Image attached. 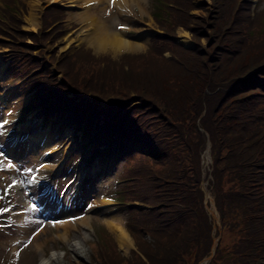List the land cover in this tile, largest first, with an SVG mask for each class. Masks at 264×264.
Returning a JSON list of instances; mask_svg holds the SVG:
<instances>
[{"label": "rangeland", "instance_id": "374dc122", "mask_svg": "<svg viewBox=\"0 0 264 264\" xmlns=\"http://www.w3.org/2000/svg\"><path fill=\"white\" fill-rule=\"evenodd\" d=\"M193 3L196 6H199V10L192 12L191 19L186 25V34L198 43L197 50L194 51V54H186L182 55V62H184L185 66L188 69H192L195 66L194 75L191 77L190 73L186 71L184 66H180L179 64L168 69L167 71H157L148 76L143 77L142 79L135 82L131 89H124L118 93H115L111 96L112 99L117 101H124L125 99L130 98L131 96H137L134 103L137 106L147 113V117L149 118V123H158L161 116V101L160 98L169 96L173 100L172 112L174 114L173 118L180 122H183L188 115L191 106L192 108L195 106H199V100L195 101V98L198 95H201L200 87H202L203 81H206L210 77H217L220 74L230 75V79H235L237 77H242L246 75L252 69L262 65L264 63V50H259L250 53L247 56L241 57L236 60H229L225 54H220V50L218 49L216 41L213 39V33L211 26V18L209 21H203V18L208 15L210 10V0H193ZM191 24V26H190ZM180 32V31H179ZM89 38V37H87ZM86 38V39H87ZM182 44V43H181ZM95 49V48H94ZM38 49L34 48L33 51L36 52ZM48 50V49H47ZM98 53L97 51H95ZM212 57V58H211ZM231 67H234V71L231 73ZM261 76V75H259ZM135 79V78H134ZM201 80V83L198 85L196 82ZM12 83L11 85H6L2 83L0 79V89L9 90L10 87H14V89H18V94L23 90V88H19V84ZM208 88L209 84L205 83ZM12 90V89H11ZM185 99L184 102L182 100ZM24 98H17V105L23 102ZM109 100H104V104H108ZM112 102V101H111ZM182 102V103H181ZM0 107L2 105L0 104ZM4 109L2 108V112ZM170 111V110H169ZM140 111L136 110L132 113L135 119H141L138 117ZM208 121V120H207ZM190 125V122L188 123ZM10 132L8 138L14 134L13 127H10ZM182 128H176V130H181ZM41 132L44 130L43 128L39 129ZM185 130V129H184ZM186 131V130H185ZM28 133L27 131H23V134ZM6 136L0 135V146H3L6 142ZM44 139L39 136L34 138V142H22L19 141L18 144L22 145L26 148V154L22 157L16 156L18 159L16 163L19 164V167L16 168L17 174L19 175L18 179L20 183H23L24 178L22 177V173L24 171L22 168H25L27 172L33 173L34 163L38 160H34L39 154L45 149L44 147ZM194 141L192 143L187 142V146H193ZM58 147L61 149L62 153H66L69 151V146L71 144V140L68 136L63 137V141L57 142ZM22 147V148H23ZM33 152L31 153V151ZM30 153V154H29ZM36 154V157H34ZM33 158V159H32ZM61 158V156H60ZM76 158V157H73ZM47 161V160H46ZM52 163L50 166H54L56 162L55 156L51 159ZM44 162V161H43ZM75 166V164L73 165ZM78 172L80 174H89L94 173L97 181L95 183V192L90 194V196H84L85 199H91L94 196H99L102 193L109 191L112 189L113 182L115 180L117 171L119 169L120 163L118 162L115 165H111L115 170L111 173H107L106 170L103 172V167L100 165H90L85 168L84 165L78 163ZM50 170V169H49ZM49 170L47 172H49ZM4 177H9L7 173L4 174ZM29 179V178H28ZM88 181V178L85 179V182ZM91 184V183H89ZM33 186H36L34 183ZM30 186V187H31ZM256 193H264L262 189L261 183H256V187L251 188V192L254 191ZM20 194V198L18 200V215L13 218L15 221H19L25 217L30 208V200L32 198L31 194H29L27 189L22 191H17ZM88 215H93L92 212H89ZM99 218H107L108 214L105 212H101L98 214ZM174 222L173 226H178L181 228L188 222H196L201 226L200 217L197 213H183V214H173ZM73 229L77 228L79 230L80 226L78 223H73ZM6 230H8L7 226H5ZM252 229V225H251ZM229 232L225 231L220 240V249L217 250L215 254V258L210 264H244L245 260L249 261V264H264V214L259 216L257 215V243L256 246L253 244H244L241 239L237 245L232 247L230 244L226 243V237ZM241 233V232H240ZM187 236V234H185ZM184 234H180V238L185 236ZM54 231L49 230L47 234L38 239L36 243L39 247H54L56 249L60 248L61 242L54 238ZM162 236L169 237V234L162 233ZM12 236L5 235L3 236L0 233V239L2 238H11ZM117 244V242H116ZM152 242L147 244L144 249L151 250ZM170 245V244H169ZM166 246L167 249L173 248L174 245ZM80 247V245H78ZM118 246V244H117ZM35 246L29 248V250L34 251ZM36 250V249H35ZM17 264H20L18 261ZM68 264H75V262H70ZM78 264H81L79 261Z\"/></svg>", "mask_w": 264, "mask_h": 264}, {"label": "bare ground", "instance_id": "6f19581e", "mask_svg": "<svg viewBox=\"0 0 264 264\" xmlns=\"http://www.w3.org/2000/svg\"><path fill=\"white\" fill-rule=\"evenodd\" d=\"M104 2L108 3V0H104ZM120 4L121 0H118L116 6H119ZM82 20L87 23L90 22V20L86 17H82ZM178 35L183 38L181 42L182 44L188 43L185 33L179 32ZM86 43L89 46L95 48L97 52L109 50L110 52L115 53L122 51L123 48L124 50H134L142 47L138 40L131 41L130 39H122L121 34L119 32L107 31L101 27H97L95 34L87 38ZM106 225V228L115 237L118 247L124 249V253H126L129 244L127 245V247L125 245L129 242L126 239V235L121 225L119 223H111L110 221H107ZM72 244L76 247H79L78 245H80V243L77 242H74ZM49 262H51L52 264H61L60 260H55L52 255L49 257L48 260L46 258L41 257L39 264H49Z\"/></svg>", "mask_w": 264, "mask_h": 264}, {"label": "trees", "instance_id": "16d2710c", "mask_svg": "<svg viewBox=\"0 0 264 264\" xmlns=\"http://www.w3.org/2000/svg\"><path fill=\"white\" fill-rule=\"evenodd\" d=\"M212 28V30L214 31L213 33V39L214 41H216L217 45L220 47V54H225L227 52V49H225L223 47V42H222V38H221V31L218 30L215 25H211L210 26ZM226 44V42H225ZM189 73V72H188ZM196 100H198V98H196ZM195 100V101H196ZM160 101L163 102V104L166 105V107L172 105L173 106V100L169 97V96H165V97H162L160 98ZM185 99L182 100V102H184ZM181 102V103H182ZM210 101H207L205 102V104L203 105H199V106H195L192 108L191 106V109L188 113V115L192 116L193 114H197L201 111V109L204 107V106H207L209 105ZM230 107L229 106H226L224 107V109H222V107L218 106V105H214L213 108H212V111L209 115H207V118H208V123L206 122H203L201 124L202 128L205 129V130H208V129H213V130H218L220 128H223V127H226L227 129H230L231 127L233 129H235L236 127V124L234 123L235 120H236V117H237V110H234V112H230ZM187 115V116H188ZM193 123H191L192 125ZM193 127V126H192ZM184 128L185 126L183 125L182 126V129L180 131H184ZM194 128V127H193ZM179 136V139L181 141V138H182V135H178ZM176 136L174 135L173 137H171V139L175 138ZM211 139L213 140H217V137H214L213 136L211 137ZM240 146L236 145L235 144V149L238 151V148ZM255 149L259 150V147L257 146ZM190 232H193L194 229L191 228V229H188ZM170 246V245H169ZM171 247V246H170Z\"/></svg>", "mask_w": 264, "mask_h": 264}]
</instances>
